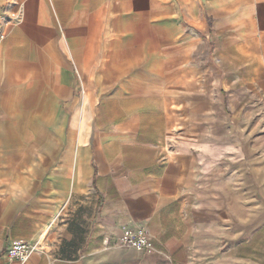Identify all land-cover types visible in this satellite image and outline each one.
<instances>
[{
  "label": "crops",
  "instance_id": "1",
  "mask_svg": "<svg viewBox=\"0 0 264 264\" xmlns=\"http://www.w3.org/2000/svg\"><path fill=\"white\" fill-rule=\"evenodd\" d=\"M0 18V264H264V0Z\"/></svg>",
  "mask_w": 264,
  "mask_h": 264
},
{
  "label": "built area",
  "instance_id": "2",
  "mask_svg": "<svg viewBox=\"0 0 264 264\" xmlns=\"http://www.w3.org/2000/svg\"><path fill=\"white\" fill-rule=\"evenodd\" d=\"M1 22V18H0ZM0 24V40L5 38ZM120 245L132 248L139 252H149L152 247L151 239L142 227L136 230H125L118 238ZM32 247L27 242L14 243L6 252L7 264H25Z\"/></svg>",
  "mask_w": 264,
  "mask_h": 264
}]
</instances>
